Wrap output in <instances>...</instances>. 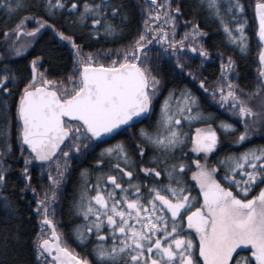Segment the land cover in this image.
<instances>
[{
	"label": "snow or ice",
	"instance_id": "snow-or-ice-1",
	"mask_svg": "<svg viewBox=\"0 0 264 264\" xmlns=\"http://www.w3.org/2000/svg\"><path fill=\"white\" fill-rule=\"evenodd\" d=\"M226 3L227 9L222 13L219 0H202L208 12L220 19L227 38L244 50L247 39L244 32L247 20L242 18L244 6L240 0H226ZM0 6L6 13H13L20 11L24 3L23 0L14 3L0 0ZM101 6L106 10L111 8L113 15L121 7L101 0L95 4L84 0L82 5L77 0H43V9L49 15L67 9L74 17L69 21L71 24L94 16L91 20L93 36L98 34L99 19L104 15L100 12ZM254 9L260 63L252 92L237 90L238 85L230 78L231 58L221 63L219 79L222 83L211 91L222 108H228L238 117L241 129L233 141L235 144L246 142L256 130L264 131V0H255ZM142 10L144 20L138 35L125 48L118 49L106 64L91 53L82 54L73 35H66L54 25L51 27L56 36L66 41L72 52V68L66 77L61 74L59 78L49 79L45 71H38L39 57L29 61L31 73L19 89L15 106L17 144L25 164L22 175L25 181L29 180L28 165L32 160L41 163V171L48 169V186L44 188L43 196H38L35 201L34 211L38 214L40 230L32 242L34 264H88L86 258L78 257L61 245L53 223L54 214L50 216V206L69 171L70 159H76L82 151L102 143L103 138L119 134L118 129L149 119L155 110L154 98L160 91L161 80L150 68L148 53L152 42L164 50L158 51V55L176 58V68L186 71L179 59L184 53L179 52L177 45L179 49L185 47L183 41L188 33L181 41H176L174 36L169 40L167 33L175 32V27H153L156 22L174 25L179 6L172 7L170 0H145ZM224 15L231 17L230 22H225ZM29 19L22 16L13 29L4 30L6 38L15 33L8 49L13 56H18L27 46L17 43L16 37L24 34L30 42L48 25V20L36 16L35 27L25 30ZM229 23L234 28H230ZM102 30L109 35L117 31L107 21ZM199 31L193 24L190 32L193 39ZM187 46L192 52L197 51L192 44ZM107 55L112 53L106 52ZM199 55L203 60L208 52L201 46ZM6 83L15 86L18 78L14 72L9 74L4 66L0 72V88L4 95L9 92V88L4 87ZM200 86L204 88V81H200ZM205 92H208L207 88ZM253 95L261 97L257 109L248 102ZM6 119L10 122V118ZM210 119L213 116L199 111L197 97L188 90L182 89L180 93L170 90L165 95L155 122L138 130L135 145L141 158L145 146L153 149L150 162L156 167L141 165L139 169L146 177L153 178L151 183L145 179L141 185L139 178L134 177L135 161L129 156L124 142L118 141L101 149L95 167L102 169L104 159H114L116 163L110 165L109 171L117 174L105 177V173H98L95 194L91 196L88 191L92 186L84 181L86 189L81 190L75 206L87 222V232L84 225L74 229L81 241L91 236L93 228L98 233V241L106 235L112 238L110 250L102 243L93 246L97 264H120L121 259L124 264H264V186H260L255 195L250 191L264 182V145L249 147L238 154L229 153L209 164L208 153L218 144V129L206 123ZM189 122L199 124L190 134V143L189 133L183 130ZM218 124L225 135L229 130L237 131L236 126L227 121ZM7 136L5 128L0 126V159L11 155ZM185 146L193 153H202L204 162L194 159L188 164L177 156L167 163ZM217 165L224 169L223 183L216 178L221 175ZM189 168H192L189 175L195 182L194 187L184 178ZM7 172L8 169L0 164V184L6 180ZM86 175L87 171L82 169L81 176ZM124 177L130 182H124ZM164 177L166 183L157 179ZM105 224L107 233L102 230ZM242 248L246 255H237Z\"/></svg>",
	"mask_w": 264,
	"mask_h": 264
},
{
	"label": "trees",
	"instance_id": "trees-1",
	"mask_svg": "<svg viewBox=\"0 0 264 264\" xmlns=\"http://www.w3.org/2000/svg\"><path fill=\"white\" fill-rule=\"evenodd\" d=\"M12 2L14 3L15 0H12ZM88 2L95 4L98 0H88ZM101 2L112 6L120 5L121 7L117 14L113 15L111 8L106 10L101 6L100 12L104 15L99 19L100 27L96 29L98 34L95 36L91 35L93 30L91 20L95 18L92 15H89L86 20L79 24H71L69 21H72L74 17L69 14L67 9L49 15L43 9V0H23L24 7L13 13H6L4 8L0 6V72L3 71L4 66H7L9 74L14 72L18 78V83L15 86L11 83L4 85V87L9 88L7 95H4L3 88H0V126H3L8 133L7 143L11 145V155L0 159V164L8 169L6 180L3 184H0V264H34L32 242L33 237L40 230L38 214L34 211L35 201L38 196H43L44 188L48 186V169L44 168L41 171V166L36 165L33 160L28 165L29 180H24L22 175V169L25 167L24 156L21 155L20 147L17 144L16 98L19 95V89L23 87L26 78L30 76L29 61L33 57H39L38 71H45L49 79L59 78L61 74L66 77L72 68V52L70 45L56 36L51 27L53 25L55 29L64 31L66 35H73L74 41L80 47L82 54L91 53L105 64L112 59L118 49L125 48L138 35L142 27L144 20L142 6L145 0H101ZM77 3L82 5L84 0H77ZM170 3L172 7L179 6V12L175 14L179 19H175L174 25L156 22L153 27L170 29L175 27L177 40L181 41L186 32L191 31L192 25L196 24L200 30L199 33L203 36L201 46L208 52V56L203 60L200 55L191 56L185 48L188 49L187 45H193V43L188 42V40L183 41L185 47L182 51L178 50L184 53V55L179 56V59L184 69H186L185 71L176 68V58L158 55V51L163 52L164 50L156 48L157 43L152 42L148 53L150 68L153 74L161 80L160 91L154 98L155 110L151 112L150 118L140 125L126 128L110 140L104 143H96L94 147L82 151L76 159H70L68 162L69 171L61 182L56 198L50 206V216L54 214L53 223L56 225L55 230L60 236L61 245L67 247L78 257L86 258L88 264H97V257L93 252L95 244L102 243L110 250L113 241L108 235L103 240L98 241V233L95 228L86 240L79 241L77 239V234L74 231L77 225H84V231L87 232V222L75 206L77 198L81 195V190L86 189L84 181L87 185L92 186V189L88 191V195L91 196L95 194L98 173H105V177L107 174H117L109 171L110 165L115 164L116 161L104 159L103 168L101 169L95 167V160L99 157L101 149L121 141L124 142L129 156L135 161L134 177L139 178L141 185H143L145 179L149 183L152 182L153 178L146 177L139 169L141 165L146 168L156 167L150 162V157L154 154L153 149L145 146L146 151L141 158V154L135 148L138 142L137 133L141 127H148L155 122L160 103L170 90H175L176 93H180L182 89L188 90L197 97L199 111L213 116V119L207 120L206 123L212 124L214 128L218 129V144L215 149L208 153L207 162L209 164L216 163L220 157H227L229 153L238 154L249 147L264 145V131L260 130L254 131L246 142L233 143L238 131L241 129L238 117L233 115L228 108H222L215 97L204 94L205 88L211 93L214 86L222 83L219 79L221 72L216 68V63H222L228 58H231L233 62L230 78L238 85L237 90L242 89L244 93L252 92V88L258 79V56L260 51V45L255 39L253 17L255 0H240V3L244 6L242 17L247 20V30L245 32L247 43L244 50L229 43L223 31V26L217 24L215 19L210 17V13L203 6L202 0H170ZM220 6L221 12L224 13L227 8L226 0H220ZM78 14L79 8L76 10V15ZM22 16L30 17L25 24V30L35 27L36 16L48 20V25L41 28L38 34L31 38L30 42L29 37L24 34L16 37L17 43H26L27 46L18 56H13L8 49L13 42L12 37L15 36V33L12 32L6 38L4 30L5 28L13 29L17 20ZM223 18L225 22H229L226 21V15ZM227 20L229 19L227 18ZM106 21L111 23L117 31L111 35L106 34L102 30ZM6 40L7 42H5ZM177 48H179V45H177ZM168 51L171 52V48ZM106 52H111L112 55L106 56ZM200 81H204L203 90H200L197 86ZM260 100L261 97L255 95L248 98L249 105L254 109L260 106ZM6 117L10 118V122ZM219 121L234 124L237 131L229 130L228 134L225 135L224 130L219 128ZM197 127H199V124L196 122H190V124L183 126V130L189 133V143L191 141L190 134ZM81 146L83 148V143ZM177 156L188 164L194 159H199L201 162L205 160L202 153H193L189 147L185 146L167 163H171ZM82 169L87 171L85 177L81 176ZM191 170L192 168H189L184 173V178L186 182L191 183L194 187L195 183L191 181L189 175ZM52 171H55L54 166ZM217 171L221 175H217L216 178L221 180L224 169L217 165ZM157 179L161 183L167 182L166 177ZM123 181L130 182L126 177L123 178ZM221 182L223 183L222 180ZM225 186L228 185L225 184ZM260 186H264V182L250 190L251 194L255 195ZM141 190L146 191L143 188ZM196 191L198 190L196 189ZM102 230L107 233L106 224ZM192 235L194 234L192 233ZM237 255L244 256L246 252L240 251ZM120 264H124L123 259L120 260Z\"/></svg>",
	"mask_w": 264,
	"mask_h": 264
},
{
	"label": "rangeland",
	"instance_id": "rangeland-1",
	"mask_svg": "<svg viewBox=\"0 0 264 264\" xmlns=\"http://www.w3.org/2000/svg\"><path fill=\"white\" fill-rule=\"evenodd\" d=\"M229 27L230 28H234V25L233 24H231V23H229ZM166 29H170V28H166ZM223 31H224V28H223ZM191 32V31H190ZM190 32L188 31V32H186V33H188V35H187V37H186V39L184 40V42H186L187 40H188V42H192L193 43V47H195L196 49H197V51H196V54L199 56V49H200V47H201V40H202V35L199 33L198 34V36L196 37V39H193L192 38V36L190 35ZM225 33V32H224ZM226 34V33H225ZM167 35L169 36V38H170V40H171V38L174 36L175 37V40L176 41H178L177 40V30L175 31V32H172V31H168V33H167ZM226 37H227V35H226ZM228 39V38H227ZM197 40L199 41L198 43H197ZM228 41H229V43L232 45V46H237V47H239V45L237 44V43H233V42H231L229 39H228ZM246 43H247V41H246ZM156 48H161L160 47V45L159 44H157V47ZM186 50H187V47L185 48ZM173 100H175V97H173ZM188 124H190V122L188 123ZM114 160V159H113ZM115 161V160H114ZM194 182V181H193ZM195 183V182H194ZM198 190V189H197ZM194 234V233H193ZM79 241H81V240H79ZM241 251H244L243 250V248L241 249Z\"/></svg>",
	"mask_w": 264,
	"mask_h": 264
},
{
	"label": "water",
	"instance_id": "water-1",
	"mask_svg": "<svg viewBox=\"0 0 264 264\" xmlns=\"http://www.w3.org/2000/svg\"><path fill=\"white\" fill-rule=\"evenodd\" d=\"M253 16H254V22H255V9H253ZM256 25V24H255ZM255 39H256V42L260 45V43H259V40H258V37H256V35H255ZM192 52V51H191ZM192 54L194 55L195 53L194 52H192ZM258 62L260 63V61H259V56H258ZM30 71H31V68H30ZM198 87L202 90V87L200 86V84L198 85ZM204 94H207V95H210V93H206L205 91H204ZM146 119H141L138 123H133L131 126H129V127H133V126H138V125H140L143 121H145ZM129 127H127V128H129ZM124 129H126V128H122V130H120V129H118L117 131H118V133L119 132H121V131H123ZM117 134H113V135H111V137L109 138V137H105V138H103V142L102 143H104V142H106V141H108V140H110L111 138H113V137H115ZM26 147V146H25ZM34 161V163L36 164V165H38V166H41V163L40 162H38V161H35V160H33Z\"/></svg>",
	"mask_w": 264,
	"mask_h": 264
},
{
	"label": "flooded vegetation",
	"instance_id": "flooded-vegetation-1",
	"mask_svg": "<svg viewBox=\"0 0 264 264\" xmlns=\"http://www.w3.org/2000/svg\"><path fill=\"white\" fill-rule=\"evenodd\" d=\"M219 4H220V0H219ZM227 9V8H226ZM210 17L213 19H215V21H216V23L217 24H219V25H221V23H220V19L217 17V16H215V15H212V14H210ZM226 17L229 19V20H227V18H226V21H229L230 22V20H231V17L230 16H227L226 15ZM254 17V16H253ZM243 19H244V17H242ZM175 19H179V17H177V16H175ZM237 22H239V20L237 21ZM254 24H255V22H254ZM220 28V27H219ZM246 30H247V24H246V26H245V28H244V32H246ZM255 32H256V25H255ZM246 35V34H245ZM256 35V34H255ZM179 49V48H178ZM179 50H183V49H179ZM187 51L189 52V54L191 55V56H197L196 55V52H194L195 54L193 55L192 54V52H191V50L188 48L187 49ZM205 64V63H204ZM221 62H217L216 63V68L221 72ZM200 84V83H199ZM197 86H198V84H197Z\"/></svg>",
	"mask_w": 264,
	"mask_h": 264
}]
</instances>
